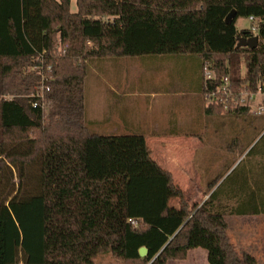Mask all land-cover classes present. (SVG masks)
Masks as SVG:
<instances>
[{"label":"trees","instance_id":"trees-1","mask_svg":"<svg viewBox=\"0 0 264 264\" xmlns=\"http://www.w3.org/2000/svg\"><path fill=\"white\" fill-rule=\"evenodd\" d=\"M76 4L72 13L71 0H0V264H94L106 253L125 264H169L198 249L208 264H257L232 243L227 217L264 216L263 198L261 208L239 198L232 207L217 202L222 183L199 208L187 204L144 135L91 129L86 82L95 59L193 56L202 63L204 96L206 86L216 91L225 78L233 93L206 113L245 116L251 109L239 97L264 96V0ZM250 17L257 31L238 30L237 22ZM253 36L256 48L237 47ZM58 45L67 46L65 54L52 57ZM43 53L53 65L45 107L31 71ZM263 140L247 156L264 159V146L255 151ZM173 199L180 207L170 206Z\"/></svg>","mask_w":264,"mask_h":264},{"label":"crops","instance_id":"crops-1","mask_svg":"<svg viewBox=\"0 0 264 264\" xmlns=\"http://www.w3.org/2000/svg\"><path fill=\"white\" fill-rule=\"evenodd\" d=\"M172 60H168L171 63ZM194 71L195 78L172 81L174 86L180 82L186 85L195 83L193 92L183 90L187 95L194 96L199 102V111L189 115L186 125H190V132L181 129L177 117L172 120V127H167V120L162 116L155 117L148 123L151 127L142 124V117L132 115L133 104L130 100L121 99L122 104H116L118 96L114 91L99 90L98 104L102 105L101 111L93 116L86 109V117L93 131L102 135L115 134L118 130L135 131L144 135L152 158L165 170L169 171L174 183L181 188L187 204L199 208L210 195L219 188L220 200L230 203L233 200L246 201L244 206L249 208H261L260 199L264 200V179H255V175L262 173L263 164L258 165L257 159L261 156H247V153L257 144L264 132V127H246L244 120L250 118L251 112L245 116H237L236 113L208 114L205 99L202 93V63L199 60L190 59L186 62ZM104 70L105 65H97ZM165 87L167 82L160 80ZM168 85V83H167ZM100 87V86H99ZM180 92V90H179ZM184 92H181L185 94ZM110 95V97H108ZM106 96V98H104ZM119 97V96H118ZM156 98V97H155ZM119 100V98H118ZM203 100V102H202ZM87 102V92H86ZM151 103L149 108L153 109ZM262 122V121H260ZM185 123V121H184ZM243 127V128H242ZM230 141V143L226 144ZM263 159V158H262ZM262 161V160H261ZM258 162V163H261ZM246 162V163H245ZM245 163V165H243ZM241 165H243L241 167ZM251 166L254 168L252 174ZM240 168L235 176V169ZM234 171V172H233ZM254 176V177H253ZM224 178L212 189V184ZM260 192L257 190V185ZM260 198V199H258ZM255 199V200H254ZM181 202V201H180ZM237 205V204H236ZM263 216V215H260ZM253 216V217H260ZM236 217V216H235ZM197 251V250H194ZM193 251L189 252L186 261H172L174 264L187 263ZM207 259V254H203Z\"/></svg>","mask_w":264,"mask_h":264},{"label":"rangeland","instance_id":"rangeland-1","mask_svg":"<svg viewBox=\"0 0 264 264\" xmlns=\"http://www.w3.org/2000/svg\"><path fill=\"white\" fill-rule=\"evenodd\" d=\"M71 12H77L76 0H71ZM230 16L228 19H230ZM237 28L238 30H248L252 28V23L249 19L242 18L237 22ZM61 51L62 49H59V52ZM169 59L172 60L171 63H168ZM190 59L197 60L196 57L188 55H147L134 58L95 59L91 64L90 76L86 82L87 114L88 112L89 114L91 112L95 117V115L101 111L102 105L98 104L99 90H110L114 91L119 96H117L115 100L116 104L121 105V99L130 100L128 103L133 104V108H136L133 110L132 115L136 118L142 117L143 125H147V127L150 128L151 126L148 125V123L151 122L153 118L162 116L165 121L167 120V127H172V120L177 117L178 119L175 120L184 124L181 125V129L190 132V125H186V121L189 115L199 111V102L194 100V96L187 95L181 90V88L183 87V89L190 94L194 91L192 88L195 83H186L185 85L180 82L178 86L172 84V81L175 80L177 82L182 79L195 78V74L193 73L194 70L186 64ZM99 64L105 65L104 70L99 69L97 66ZM242 72H245L244 66L242 67ZM160 80L167 82L168 85L167 83H164L166 86L162 87L161 85H163V83H159ZM181 92H184L185 94ZM108 97H110V95H108ZM104 98H106V96ZM204 99L205 103L209 105L210 102L205 96ZM150 103L153 106L155 105L153 109L149 108ZM263 103V95H256L250 102L249 106L252 114L249 115L250 118L243 121L247 128L264 127V115L255 114L258 107L263 105ZM116 133L119 135L139 134L135 131L129 132L126 130H118ZM262 136H264V132L258 139V142ZM229 143L230 141L226 144V147ZM263 146L264 140L260 142L255 151L261 153L260 150ZM253 157L255 158L256 156ZM260 161L261 163H258ZM256 162L258 165H264V159L262 158H258ZM245 163L243 165H245ZM223 180L224 178L221 182ZM183 201H185V199H183ZM237 201L238 200H233L230 203V206L232 207L236 205ZM181 202L178 199H173L169 204L172 207H180ZM217 202L228 204L227 202H222L220 197L217 199ZM238 202L240 203V201ZM227 222L229 237L239 253L248 252L255 257L257 264H264V216H228ZM205 252L206 251L202 249L193 251L189 261L184 264H208L207 259L203 258ZM94 264L125 263L122 260L113 257L111 254L106 253L96 257Z\"/></svg>","mask_w":264,"mask_h":264},{"label":"built area","instance_id":"built-area-1","mask_svg":"<svg viewBox=\"0 0 264 264\" xmlns=\"http://www.w3.org/2000/svg\"><path fill=\"white\" fill-rule=\"evenodd\" d=\"M249 21L253 24L255 22V19L253 17H250ZM251 29L253 32L257 31L256 26H253ZM66 47L67 46L64 47V46L58 45L55 48L54 54H52L51 56L56 57L58 55L65 54ZM59 49H62V51L59 52ZM52 70H53V65L50 63L49 59L46 57V55L44 53L39 55L36 65L33 68H31V71L34 72L39 77L35 97L37 99H39V101L41 102V105L43 107L47 106L46 105L47 104L46 103V95L51 90L50 86L48 85V82H49L50 73L52 72ZM212 79H213L212 72L210 70L206 69L204 72V80L210 81ZM224 82H225V84L222 87L218 88L216 91H214V90L210 91L208 89V86H206L205 91L207 93H205V98L208 99V101L210 103H213V102L228 103L230 98L233 97V93L229 88L228 78H225ZM258 95H261V94H258ZM254 98H255V95L248 97L247 95L242 94L239 97L238 103L239 104H250V102ZM238 103H236V104L238 105ZM37 105H38V100L34 103L33 106L36 107ZM255 114L264 115V103H263V105H260L258 107L257 112H255ZM129 223L131 225H133L134 228H138L139 224L136 220L130 219Z\"/></svg>","mask_w":264,"mask_h":264},{"label":"water","instance_id":"water-1","mask_svg":"<svg viewBox=\"0 0 264 264\" xmlns=\"http://www.w3.org/2000/svg\"><path fill=\"white\" fill-rule=\"evenodd\" d=\"M233 17V14H231L230 19ZM229 18V17H228ZM227 18V21H230V19ZM258 45V37L257 36H253L251 38H240L239 39V43L237 45V47H247L250 49H254L256 48ZM148 254V250L145 247H142L139 250V255L141 258H145Z\"/></svg>","mask_w":264,"mask_h":264}]
</instances>
